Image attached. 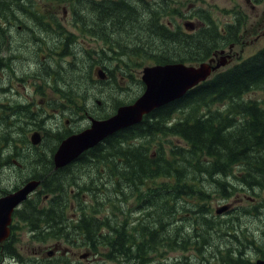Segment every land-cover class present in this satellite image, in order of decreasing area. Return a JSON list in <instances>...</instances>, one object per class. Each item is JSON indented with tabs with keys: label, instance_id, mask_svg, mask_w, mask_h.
<instances>
[{
	"label": "trees",
	"instance_id": "obj_1",
	"mask_svg": "<svg viewBox=\"0 0 264 264\" xmlns=\"http://www.w3.org/2000/svg\"><path fill=\"white\" fill-rule=\"evenodd\" d=\"M71 1L79 4V6L73 7L74 18L88 20L87 23L97 21L96 12L99 10L101 12L104 10L110 11V14L103 16L104 21L109 22V20L115 19L119 28H114L116 24L111 23L109 24L110 29H108L106 24H103V21L100 20V22H96V30L105 25L104 30L124 37L122 39L107 40L112 49L118 52L116 57L110 59L116 63L120 62L117 82L139 83L141 90L143 84L132 71H128L124 67L134 64L136 61L145 60L155 65L173 63L195 65L203 63L225 46L233 44L236 39L235 33L239 29L238 23H234L226 25L223 32H221L206 15L207 13H204L202 15L206 16L202 17L203 26L193 33H185L178 29L180 25L178 26L175 21L161 22L159 20V15L165 14L166 4L157 8L146 6L151 3L143 4L134 0ZM131 2L137 3L136 5L141 4L139 6L143 7L142 11L139 12L137 6ZM163 3L167 2L163 1ZM89 4H104L107 6L92 8L87 6ZM81 5H85L86 8ZM159 10L160 12H158ZM16 11L24 13L27 11V7L18 6ZM171 11L173 15H178L177 10L172 9ZM30 12L35 17H39L35 15L32 8H28V13ZM84 13H89L93 17V21L86 18ZM138 18L144 20V26L137 27ZM168 25L175 26L176 29L171 31ZM117 31H120V33H117ZM101 37L106 40L104 36ZM151 39H154V42H149ZM168 45H173L174 48L167 51L166 46ZM99 65H103V63ZM140 65L138 64L137 67H140ZM108 70L109 68L106 71L110 73V76L109 81L106 83H111L117 88L112 75L113 70ZM119 89L123 90L122 87H119ZM111 90L113 89L111 88ZM254 90L264 92V49L223 72L215 73L207 81L188 91L178 101L153 111L145 116L138 125L119 131L98 145L97 148L108 151L109 157H112V163L116 164L115 170L119 167L122 171L119 176L120 180L117 182L112 181L111 184H121L122 175L128 177L124 178L126 184L132 182L129 178L134 174L139 175L136 178L144 177L150 182L152 179H158L160 181L157 192L159 205L155 207L152 204L154 193H152L153 191L149 192V189H147V194L142 197L143 202L148 203L149 210H157L158 212L166 209L173 212L176 210L173 203L169 202L172 198L168 195L170 192L175 196L179 194L181 197L185 195L183 192H187L186 194L190 197H209V192L201 191L193 185V181L201 176L186 177L188 169L199 173L203 177L213 179V181L220 178L221 184L218 190L210 193L220 196L222 199L228 198L232 190V186L227 180L243 184L254 197L258 196L257 193L260 191L259 196L261 197V194L264 193V105L259 104L257 101L244 99V95ZM84 91H87V87L81 82L76 96L79 97V100L84 101L83 96L85 95H82ZM104 92H110V88H104ZM116 106L111 114L103 115L100 119L114 114L119 105ZM216 106L218 107L214 108ZM176 112H179L183 118L173 122L171 117ZM169 137H172L175 143L166 139ZM61 140L62 138H57V143ZM139 140L144 141V143H140L138 146H130V144ZM3 142H6V138ZM3 142L0 147L8 145L3 144ZM154 144H156V151L154 155H150L148 149L152 148ZM163 152L166 153L165 156H163ZM2 154L0 152V155ZM102 154L103 151H95L94 156L99 157ZM156 154L157 158L155 159ZM24 171V175L31 176L29 180L42 181L40 191L37 194L39 196H53L64 193L65 191L61 190L64 187L62 181L70 178L67 173L54 171L47 157L38 167H31ZM167 180H173V186H168L165 183ZM75 183H77V180H68V185ZM197 183H200V181L197 180ZM105 185H107L106 182L100 184L101 191L99 194L103 195V192L107 191V189H104ZM71 187H77L80 192L87 191L92 196L98 194L95 187L90 188L80 185ZM227 190L228 192H226ZM98 198L100 197L98 196ZM96 200L98 199H92V201ZM25 203L27 204L26 209L23 213L17 214L16 219L28 222L35 228L40 222L54 223L57 219L50 213L65 209L63 205L55 208L57 203L55 197L52 198V205L48 209L38 210L36 206H33V200L31 199ZM188 203L194 205L196 212L208 207L204 202ZM180 204L182 205V202ZM94 205H97V203L85 204L79 200L76 204V211L93 210ZM180 209L187 211L185 204ZM263 209L264 198L261 197L259 203L252 206V213L246 211L244 214L248 216L247 219L254 218L258 220L261 217L263 218L264 215H256V212ZM44 210L49 212L46 213ZM179 216H181L180 212ZM166 217L168 218L167 214ZM57 218L62 220L61 215ZM208 224L219 226L209 222ZM95 225L89 224L87 229L93 233V237L96 239L98 237L96 234L97 224ZM241 226L239 218H236L234 221H227L221 229L237 235ZM150 227L147 224L141 225V232L139 233L141 237H134L132 242L129 243L123 241L119 245V239H115L116 237L110 239L111 241L114 240L117 245L108 251V255L105 254L107 258L105 260L116 264H121L122 261L125 264H147L152 259L161 258L162 250L171 249L174 252L184 251L188 248L190 236L178 229L177 226L164 229L160 222H157V224L154 222L153 228ZM211 229L209 228V232L212 231ZM245 231L244 228V232L241 234L244 239L249 237L245 234ZM115 232V235L120 238L121 232H117V230ZM202 235V233L195 234L196 243L200 248L204 246L207 249L210 247L209 240L208 238L204 239ZM10 243L9 240L5 242L6 248L0 250V252L9 255L14 254L12 250L7 249ZM164 255L162 254V257Z\"/></svg>",
	"mask_w": 264,
	"mask_h": 264
},
{
	"label": "rangeland",
	"instance_id": "obj_2",
	"mask_svg": "<svg viewBox=\"0 0 264 264\" xmlns=\"http://www.w3.org/2000/svg\"><path fill=\"white\" fill-rule=\"evenodd\" d=\"M138 3H151L147 4L146 6H155L157 8L162 7L163 4H166V8L164 9L165 14L159 15V20L161 22H172L175 21L178 26L179 30L184 32V24L185 23H192L195 25H199V19L200 15H197L196 17H190L187 18L186 15L189 12L195 11V10H206L210 11L208 13L213 21L223 26L224 24L228 22H234V19H238L237 23L239 27H241V46L238 48H235L232 51V54L230 53V56L232 59H243L247 58L254 53H256L259 49L264 47V37L260 36L258 38H255L253 34L256 32V27L254 26L256 20L258 17L264 16V0H134ZM167 2V3H163ZM157 2V3H155ZM252 2V3H251ZM30 3H52L58 6L60 8V16H56L55 10H45L44 11V18H59L61 19L63 16L64 11L68 9L69 4H76V2L71 0H30ZM133 4H137L134 2H131ZM155 3V4H154ZM154 4V5H153ZM257 5L256 8H253V5ZM16 2L14 0H0V13L3 15L4 18H7L9 15V12L13 14L17 19L20 20H27L29 18H33L31 15H24L22 13H15L16 11ZM82 7H85V5H81ZM137 9L142 11L141 6L136 5ZM4 10H1V8H4ZM172 9H175L178 11V15H173ZM15 10V11H14ZM106 14H110V11H103ZM101 12L99 10L96 12L98 19L103 21V24H106V27L110 29L109 24L115 23L116 29L117 22L115 19L109 20V22L104 21V17L106 16L105 13ZM160 12V10L158 11ZM84 16L88 18L90 21H93V17L90 16L89 13H84ZM26 24L27 21H25ZM137 27L140 25H145V22L143 19L138 18L137 19ZM105 27V25H103ZM27 29V27H26ZM176 29L175 26H170L169 30L174 31ZM28 30V29H27ZM95 31H97L95 29ZM98 32V31H97ZM117 33H120V31H117ZM28 34L31 35L34 38H40V33H33L30 30H28ZM23 34H17L11 33V36L14 39V43H25V39ZM106 35L108 36V39L114 40L116 38H124L122 35L110 32H106ZM135 36V35H133ZM147 36V35H146ZM136 37V36H135ZM154 42V39L149 40V42ZM55 42V41H53ZM100 45H107L110 47V58H109V70H113L112 75L114 76V81L116 83L115 88L111 83H103L101 84L98 82L95 78L97 67L94 68L96 64L100 63H94L93 60L90 59V57L84 56L81 53H77V57H68V58H44V59H38L36 57H33L27 49L21 50L22 57L20 59L12 61L11 65H15L16 67L27 68L30 67H41L43 66L42 63L48 69L50 72H52L51 77H48L46 80L47 83V93L49 94V97L59 99V103L57 106L52 107L51 109L54 110H64L63 119L61 121L58 120V116L56 118H47L45 122V127L48 131H45L47 137L45 140V145H41L42 148H51L56 145V140L58 137L65 134L64 128V121L69 116L73 119L71 121V124L69 128L71 129H82L85 128L89 124V118H101L103 115H108L113 112L116 105H123L127 104L130 101H132L141 91V86L139 83H119L117 82V77L119 75L118 69L120 68V62L116 63L115 61L110 60L111 58H114L118 55V52L116 50L112 49V46L109 44V41L102 39L98 40ZM81 44L84 49H89L91 42L87 35L81 34L78 30V42L77 45ZM156 45V42H155ZM6 38H0V47L1 50L5 49V52L0 55L1 58L4 60L7 59V52H6ZM31 51L33 52L36 48V45L33 44L32 39L30 43ZM165 48V47H164ZM174 48L173 45L166 46V50L169 51L170 49ZM0 50V51H1ZM227 52V50H226ZM0 58V60H2ZM3 61V60H2ZM238 60H235V62ZM234 63V61H233ZM138 64H141L140 67H137ZM150 62L145 61H136L134 64H129L128 66L124 67V69L128 71H132L138 80H140V74L144 67L150 66ZM76 65V66H75ZM82 66V67H81ZM81 67V68H80ZM55 70V71H54ZM108 70V71H109ZM222 69L221 71H223ZM110 76V73H109ZM81 82L85 84L87 87V91H84L82 93L83 100L80 101L79 97H76L78 94V88L81 85ZM111 84V85H110ZM3 84L0 83V87ZM104 85V86H103ZM102 86V87H101ZM112 86V87H111ZM110 88V92H104V88ZM119 87L121 89H119ZM111 88L113 90H111ZM4 99V95L0 94V100ZM245 100H252L257 101L259 104L264 105V92L261 90H254L246 95H244ZM218 106L214 107L217 108ZM213 108V109H214ZM78 111L76 115L74 112ZM3 111V112H2ZM0 113H4L5 115H10V109L4 110V108L0 107ZM179 112H176L172 115L171 121H178V119H182ZM25 118H21L17 121V125L21 124L22 121H24ZM16 139V135L14 136ZM30 138V137H29ZM167 140H172L174 143V139L172 137L166 138ZM8 140V139H6ZM142 140V139H141ZM4 141V137L2 135V129H0V144ZM7 142V143H6ZM5 142V145L7 146L0 147V152L3 154H6L10 151V146L12 145L9 140ZM140 143H144V141H138L136 143L130 144V146H138ZM31 146L29 140L25 143V147ZM120 148V147H119ZM118 148V149H119ZM142 148V147H138ZM146 148V147H145ZM156 151V144L153 145L152 148L148 149V153L151 155H154ZM106 152V154H105ZM166 153L163 152V156H165ZM6 156V155H4ZM40 155L37 157L34 154H30V156H25V163H24V170H28L31 167H38L41 165V162L46 158V156L40 158ZM157 158V154L155 156V159ZM36 161V162H35ZM94 162H88L84 163L81 162V165L79 166V172L81 176L77 175V172H75V178L77 180V183L73 185H68V181L64 180L62 181L64 187L61 188L62 191H65L61 194V200L57 201L55 208L59 206H64L65 209L62 210V224L60 223V227L65 229L67 226H72L76 219H72L73 214L76 213V204L79 202L80 198L71 195L70 190L76 189V187L71 186H88L90 188L96 187L100 182L99 179L102 175L110 176V179L107 181V185H105L104 189H107L105 193L102 194H96L100 198H96L98 200L96 201H88L91 199V197H88V200L82 201V203L89 204L92 202H96L97 205L93 206V210H87L86 212L91 213L92 215H96L100 217L99 222H97L99 225H104V223L109 220V227L113 230H117V232H121V240L125 241V243L132 242V240L135 238L141 237L139 233L141 232V225L147 224L150 225V228H153V223L157 224V222H160L163 225V228H173L174 226H177L178 229L181 231H184L188 236H190V243L186 250L183 252H172L171 249H166V251H161V258H156L155 260L152 259L151 262L147 264H186L185 263V257L190 256L191 257V263L190 264H223L224 261H226L228 258H232L231 252L235 250L238 246L237 238L244 232V228L246 229L245 234L250 235L253 234V237L256 239V242L259 240L258 245V253H261L262 245L264 244V234L262 235V226L264 224V216L261 219H247V215L244 214L246 211L248 213H252V206L255 203L257 205L258 200L261 199V197L264 198V193L261 194V197L259 196L260 191L257 193L258 196H256V201L253 202V195L244 187L243 184H240L238 182H229L232 186L231 193L229 194L228 198H221L220 196H215L211 194V191L218 190V187L221 184L220 178H217L218 180L208 179V177H203L199 173L193 172V170L188 169L186 173V177L192 178L201 176L197 178V180L200 181V183H197V180L193 181V185L200 189L201 191H207L209 192V197L203 196V197H190L186 193L183 192L185 195L181 197L179 194L178 196H175L172 192H170V196L172 198L169 200V202L173 203V205L176 207V210L170 211V209H166L164 211L158 212L157 210H149L148 209V203H144L142 200V197L147 194V189L150 191H155L157 187L159 186L160 182H157L156 179L154 182H150L148 179L143 178H136V176H139L138 174H134L129 179L132 181L128 184H126L124 178H128L126 176H121L122 183L118 185H112V181L117 182L120 180V175L122 174V171L118 167L117 170H115L116 164L112 163V157H109L108 151H104L103 154L100 156V161L97 162L93 160ZM37 163V164H36ZM25 172V171H24ZM24 176V173L21 171H16L14 177H11V174L8 170H1L0 171V183L7 184L11 183V185L16 184L18 182V179L20 180ZM7 178V179H5ZM97 178V179H96ZM220 181V182H219ZM102 183V182H101ZM168 186H173L170 182H166ZM108 187V188H106ZM170 188V187H169ZM127 191V192H126ZM187 191V190H186ZM158 192V190H157ZM228 192V190L226 191ZM127 193V194H126ZM83 194H88L86 192H83ZM141 194V195H140ZM158 194V193H156ZM158 195H154L152 197V204L157 207L158 204ZM249 200H251L249 204ZM206 201V202H205ZM32 202V201H31ZM124 202V203H122ZM185 204L187 207V211H182L181 204ZM188 202H204L208 205L207 208L201 211H195L194 205H189ZM33 204L36 205L38 210H41L43 204H38L36 201ZM202 205V203H201ZM227 206V210L223 212L221 215H217L215 211L220 207ZM232 206V207H231ZM233 206L236 207V209L233 211ZM50 207V206H49ZM49 207L45 208L48 209ZM229 207V208H228ZM98 208V209H96ZM130 209L132 213H128L127 215V209ZM231 208V209H230ZM230 209V210H229ZM261 210V209H260ZM256 212V215H264V209L262 211ZM85 211V210H84ZM109 213L110 218L103 219L104 213ZM179 212L181 213V216H179ZM240 212V213H238ZM166 214L168 215V218L166 217ZM160 216V217H159ZM236 218H239L241 227L240 232L237 235H234L233 232H227L223 229H221L229 220H235ZM101 220V221H100ZM152 221V222H150ZM150 222V223H149ZM209 223H214L219 226H210ZM40 224V223H38ZM209 228H212L211 232H209ZM194 229V230H193ZM14 237L12 239L13 241V248L11 249L14 254L13 256L3 255L0 253V264H32L26 262L24 260L27 256H30L34 251L38 250L39 246V240L33 239L32 240V233H30V224L28 222H22L21 224L16 227L14 230ZM202 233L203 238H208L210 247L207 249L200 248L199 245L196 243V237L195 234ZM116 237V236H115ZM114 236H110V239L115 238ZM115 239H118L117 237ZM242 242H245L243 238H240ZM111 241V240H110ZM112 243L114 240L111 241ZM115 243V242H114ZM242 245V244H241ZM112 249V248H110ZM109 249V250H110ZM109 250H105L103 248H98L95 250V253L98 255L97 258L101 261H105V254H109ZM81 250L78 251L80 253ZM78 253H76L75 257H77ZM162 254H165L164 257H162ZM236 256L232 264H235V260L242 259L245 257V255ZM252 255H255L256 252L250 253ZM248 254V257L249 255ZM73 257V258H75ZM107 259V258H106ZM4 260V261H3ZM76 260V259H74ZM34 264H37L38 262H33ZM102 263V262H100ZM111 262L105 261V264H111ZM61 264H67L65 260L61 262ZM103 264V263H102ZM121 264H125L123 261ZM241 264V263H240Z\"/></svg>",
	"mask_w": 264,
	"mask_h": 264
},
{
	"label": "flooded vegetation",
	"instance_id": "obj_3",
	"mask_svg": "<svg viewBox=\"0 0 264 264\" xmlns=\"http://www.w3.org/2000/svg\"><path fill=\"white\" fill-rule=\"evenodd\" d=\"M14 1L17 4L16 7H27V11L22 14L27 16L31 15L33 18L20 20L10 12L8 17L4 18L0 13V38L5 37L7 43V59L4 60L0 56V58L3 60H0V83L3 84L0 87V94L4 95V99L0 100V107L4 108V110L10 109V115L0 113V129H2L3 137L8 139L12 144L8 153L0 155V169L4 171L8 170L11 174V177H14L16 171H21L22 173L24 172L25 156L29 157L30 154H34L36 157L40 155V158L41 156H46L49 158L50 164L54 168L53 156L57 150V146L55 145V147L51 148H42L41 146L42 144L45 145L44 142L47 137L45 131L48 130L45 127V122L47 118H56L57 116L59 117L58 120L61 121L64 114H62L61 110L51 109L52 107L58 105L59 99L49 97V94L46 91V80L48 77H51L52 72H50L44 63H42L43 66L39 68L28 66L27 68L21 69L20 67L11 65L12 61L22 57L23 54L21 50L27 49L33 57L38 59L77 57V53H81L84 56L90 57L93 62L95 58L102 59L103 65L100 66L99 64H96L94 67H97L104 72H106V70L109 68L106 65L109 64L110 58V47L96 43L98 40L102 41L103 38L101 36H104L105 39L108 40V36L106 35V32L108 31L104 30L103 27L99 28V30H97L98 32L95 31L97 28L96 22H100V19H96L97 21L92 23H87L88 20L72 18V15H74V9H71V7L79 6V4H69L67 12L66 10L64 11L61 19H43L45 16V10H55V15L60 16V8L52 3L33 4L30 3V0ZM247 1L249 2V0ZM87 6L94 8L95 6L104 7L107 5L89 4ZM252 7L255 8L254 6ZM28 8H32L35 15L39 17H35L32 12L28 13ZM15 13L21 12L15 11ZM25 21H27L28 24H26ZM254 26L256 27V32L253 34L255 35V38L260 36L264 37V16L258 17ZM26 27L33 33H36L34 30L37 27H41V37H32L28 34ZM195 29V27H189V32L194 31ZM78 30L81 34H85L89 38L91 42L89 49H84L81 44L77 45ZM11 33L13 36L14 33H24L25 35L23 38L25 39V43H14ZM240 38L241 36L239 35L235 43H233L232 46H229V48L225 49L229 51V54H232V51L235 48L241 46ZM31 39L33 44L36 45V48L33 52L30 48ZM225 50H221V53H223H218V55H225ZM4 52L5 49L1 50L0 55H2ZM225 56L229 57V62L232 61V58L229 55ZM21 118L25 119L21 122V124L17 125V121L19 119L21 120ZM71 121H73V119L70 116L64 121L63 129L68 133L65 137L71 135V133L77 130L69 128ZM34 133L39 135L40 145H31L25 147V143L28 140L30 141L29 137ZM15 135L17 137L16 139L14 138ZM3 144L5 143L3 142ZM87 158L88 156L82 154L75 163L58 170V172L62 171L70 176V178L65 179L66 181L70 179L76 180L74 174L77 172V175L81 176L79 172V166L81 165V162L87 160ZM96 161L98 162L99 159ZM90 162L94 161L91 160ZM29 178H31V176L26 174L20 180L18 179L16 184L11 185V183H0V197L4 196L9 191H12L18 185H24L26 182L30 181ZM108 179L109 176L102 175L100 177V183L95 187V191L98 194L101 191V182L107 183ZM41 183L42 181H40V185ZM37 194L38 192L33 193L30 195L29 199L34 200V202L36 201L39 205L43 204L41 208H47L52 205L51 197L48 195L39 196ZM71 195L83 198L85 200L88 197L98 198L97 195L92 196L91 194H80L79 191L77 194L71 193ZM55 198L57 201L61 200L60 195L55 196ZM26 206V203L20 205L18 211L16 210V213H22ZM33 206L36 205L33 204ZM45 212L47 213L49 211ZM50 215L55 217L57 221L54 223L49 222L48 224L45 222H40V224L36 226L37 228L30 225V233L33 234L32 240H39V244L37 245L39 248L24 259L26 262L32 264H34L33 262H38L37 264H61V262L65 260L67 264H105V261H101L99 258H97L98 255L95 253L94 249L103 248L105 250H109L110 248H113L117 245L116 242L112 243L110 241V236H115V234L111 232L112 229L109 227L108 219H106L107 221L104 223V225H99L97 222H99L100 217L92 215L86 211H76L72 217V219H76L75 223L72 226H67V228L63 229L59 226L60 223L62 224L61 220L57 218V216L63 215L62 211L56 210L50 213ZM107 215L108 213H104L102 218H107ZM21 223V221L17 220L15 216H13L12 226L17 225L18 227V225ZM89 224L94 226L97 224L96 234L98 237L96 239L93 237V233L87 229ZM12 226L11 235L14 237ZM261 229L263 235L264 224ZM240 238L244 239L242 235L237 238L239 242L236 243L240 246L231 252L233 257L228 258L223 262V264H232V261L236 256H241L240 252L242 255H245V257L235 260V264H264V244L260 249L261 253H258V247L260 245L257 243H259V240L256 242L253 234H250L249 237L245 238V242H242ZM118 244H122L121 239H119ZM4 247L5 246L3 243L0 244V248ZM79 250H81L80 253H78ZM254 251L256 252L255 255L250 254ZM76 253H78L77 257H75ZM248 254H250L249 257ZM184 259L186 264L191 263L190 256L186 255ZM111 264L115 263L112 262Z\"/></svg>",
	"mask_w": 264,
	"mask_h": 264
},
{
	"label": "water",
	"instance_id": "obj_4",
	"mask_svg": "<svg viewBox=\"0 0 264 264\" xmlns=\"http://www.w3.org/2000/svg\"><path fill=\"white\" fill-rule=\"evenodd\" d=\"M225 64L224 61L216 63L212 58L197 66L179 63L145 67L141 77L145 85L144 93L132 105L118 108L112 117L103 121H92L89 129L62 141L54 156L55 168L68 165L108 136L136 125L143 115L182 98L186 92L205 82L212 72ZM98 77L103 78L100 74ZM31 141L34 145L38 144V136L33 135ZM38 184L39 182L30 181L20 190L0 199V243L9 236L14 209L27 199ZM226 210L227 206L221 207L216 210V214Z\"/></svg>",
	"mask_w": 264,
	"mask_h": 264
},
{
	"label": "bare ground",
	"instance_id": "obj_5",
	"mask_svg": "<svg viewBox=\"0 0 264 264\" xmlns=\"http://www.w3.org/2000/svg\"><path fill=\"white\" fill-rule=\"evenodd\" d=\"M36 33H41L42 32V29H41V27H37L35 30H34ZM95 33V32H94ZM96 36V35H95ZM107 36H109V35H107ZM76 66V65H75ZM82 67V66H81ZM80 67V68H81ZM55 71V70H54ZM6 141H8V140H6ZM11 141H13V140H11ZM7 143V142H6ZM36 162V161H35ZM37 164V163H36ZM127 192V191H126Z\"/></svg>",
	"mask_w": 264,
	"mask_h": 264
}]
</instances>
